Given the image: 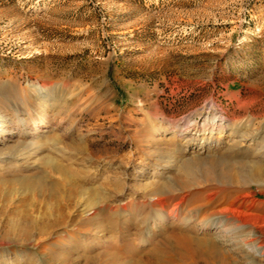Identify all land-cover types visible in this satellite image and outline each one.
Returning <instances> with one entry per match:
<instances>
[{
	"label": "rangeland",
	"instance_id": "obj_1",
	"mask_svg": "<svg viewBox=\"0 0 264 264\" xmlns=\"http://www.w3.org/2000/svg\"><path fill=\"white\" fill-rule=\"evenodd\" d=\"M36 83L48 90L47 115L30 108ZM212 101L232 120H253L264 144V0H0V148L57 135L60 149L82 140L83 153L65 146L57 158L82 171L84 187L103 184L129 161L126 185L111 199L118 202L167 174L177 181L183 155L170 134L160 133L152 150L134 144L141 129L145 140L146 122L169 126ZM42 119L46 124L35 130ZM46 154L57 156L44 146L20 168L3 164L0 180L26 181L0 183L12 191L0 197L36 202L27 184L35 187L40 175L59 180L42 160ZM185 154L194 158L198 150ZM170 156L176 160L167 167ZM101 240L85 253L105 249ZM27 249L0 245V255L25 264Z\"/></svg>",
	"mask_w": 264,
	"mask_h": 264
},
{
	"label": "bare ground",
	"instance_id": "obj_2",
	"mask_svg": "<svg viewBox=\"0 0 264 264\" xmlns=\"http://www.w3.org/2000/svg\"><path fill=\"white\" fill-rule=\"evenodd\" d=\"M32 90L30 108L37 107L38 115H47L48 90L37 83ZM215 106L212 101L182 120L170 121L169 126L149 119L144 125L148 129L145 140L141 129L133 142L138 148L151 149L160 133L170 134L176 154L183 155L174 169L177 181L172 182L171 173L167 174L164 180L139 184L118 202L111 199L126 185L123 175L129 161L117 166L103 184L84 187L79 183L82 171L57 158H64L65 146L83 153L86 145L82 140H71L60 149L57 135L47 142L28 140L0 148V167L20 168L38 150L50 146L57 156L46 154L42 160L51 163L52 173L59 179L52 182L40 175L34 180L35 187L27 184V197L35 196L36 202L26 198L18 205L0 197V245L28 248L20 250L26 253L20 257L25 264H264L255 260L264 255L261 133L253 120H232ZM45 122H36L34 129H41ZM192 149L198 155L187 157L185 153ZM175 160L170 156L165 165L171 167ZM23 181L26 179H1L0 183L14 187L13 183ZM9 189L0 188V195L7 190L9 196ZM78 205L84 212L75 210ZM100 239L105 249L86 254ZM35 247L41 248L33 253ZM41 254L46 255L44 259ZM13 263L0 255V264Z\"/></svg>",
	"mask_w": 264,
	"mask_h": 264
}]
</instances>
